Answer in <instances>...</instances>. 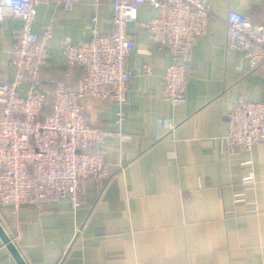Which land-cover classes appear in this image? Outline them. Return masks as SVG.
Wrapping results in <instances>:
<instances>
[{"label": "crops", "instance_id": "0c3cea01", "mask_svg": "<svg viewBox=\"0 0 264 264\" xmlns=\"http://www.w3.org/2000/svg\"><path fill=\"white\" fill-rule=\"evenodd\" d=\"M207 2L211 16L192 47L186 102L167 97L172 56L154 43L144 24L157 11L143 4L127 27L135 47L124 120L118 122L116 102L84 100L88 122L112 133L93 148L105 152L111 175L90 181L77 205L62 197L16 211L0 206V223L28 264H264V141L252 151L221 142L238 98L264 102V67L251 68L243 51L227 45V15L238 11L264 25V0ZM36 11L34 30L54 29L42 66L50 91L49 81L67 68L64 43L112 32L114 9L110 1L82 0L71 8L44 1ZM4 15L0 77L12 80L22 21L9 9ZM84 73L76 68L71 81ZM251 174L254 187L244 182ZM0 264H18L1 237Z\"/></svg>", "mask_w": 264, "mask_h": 264}, {"label": "built area", "instance_id": "2783aa9c", "mask_svg": "<svg viewBox=\"0 0 264 264\" xmlns=\"http://www.w3.org/2000/svg\"><path fill=\"white\" fill-rule=\"evenodd\" d=\"M44 1L71 8L82 0H0V22L5 9L22 21L11 59L14 78L0 77V206H12L15 211L27 203L40 206L47 198L69 197L77 205L90 181L111 175L105 152L93 148L112 133L88 122L84 100L116 102L120 106L118 122L124 120L123 104L133 77L128 58L135 47L127 27L137 23L141 5L157 11L144 25L152 32L154 43L172 56L164 74L172 103L186 102L192 47L206 32L211 16L207 0H93L113 4L114 30L95 33L80 45L65 42L67 68L49 81V91L43 85L42 66L54 29L49 24L39 34L33 28L36 8ZM226 26L227 45L243 51L251 68L264 67V25H254L232 10ZM76 68L85 73L74 84L71 76ZM144 72H151L150 65L144 66ZM24 84L29 86L25 94ZM120 136L132 138L125 133ZM262 141L264 102L238 98L222 146L252 151ZM255 181L252 174L244 179L250 187Z\"/></svg>", "mask_w": 264, "mask_h": 264}, {"label": "water", "instance_id": "95a60500", "mask_svg": "<svg viewBox=\"0 0 264 264\" xmlns=\"http://www.w3.org/2000/svg\"><path fill=\"white\" fill-rule=\"evenodd\" d=\"M0 237L3 240V242L6 244L10 252L12 253L15 260L18 262V264H28L1 223H0Z\"/></svg>", "mask_w": 264, "mask_h": 264}]
</instances>
